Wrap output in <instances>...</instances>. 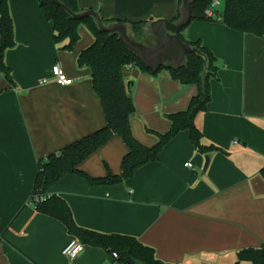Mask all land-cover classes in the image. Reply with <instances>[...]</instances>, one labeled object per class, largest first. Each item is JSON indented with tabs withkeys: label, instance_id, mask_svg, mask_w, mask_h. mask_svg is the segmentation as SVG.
Instances as JSON below:
<instances>
[{
	"label": "crops",
	"instance_id": "0c3cea01",
	"mask_svg": "<svg viewBox=\"0 0 264 264\" xmlns=\"http://www.w3.org/2000/svg\"><path fill=\"white\" fill-rule=\"evenodd\" d=\"M78 3L83 10L100 11L103 19L131 21L173 20L180 9L179 0ZM9 9L16 43L5 53L13 83L0 72V264H119L106 249L91 245L73 260L64 256L62 249L73 235L30 201L39 160L107 123L91 69L78 64L94 35L80 25L81 37L68 50L63 47L67 41L56 43L54 25L38 0H9ZM182 34L200 39L217 57L211 101L195 123L203 142L218 149L199 151L183 130L158 160L137 168L131 178L92 184L68 174L50 192L66 199L78 225L136 236L163 261L236 264L240 249L264 243V35L217 20H191ZM143 41H157L149 27ZM57 63L73 84L53 80L51 68ZM124 71L126 83L133 82L132 132L151 146L158 141L156 131L170 128L167 115L186 109L198 87L174 79L166 68L153 75L130 64ZM127 151L123 139L114 135L80 168L93 177L120 174ZM209 153L211 162L203 173Z\"/></svg>",
	"mask_w": 264,
	"mask_h": 264
},
{
	"label": "trees",
	"instance_id": "16d2710c",
	"mask_svg": "<svg viewBox=\"0 0 264 264\" xmlns=\"http://www.w3.org/2000/svg\"><path fill=\"white\" fill-rule=\"evenodd\" d=\"M38 1L42 12L54 25L56 43L67 41L64 48L71 50L79 41L80 25L85 24L93 33L94 41L80 52L78 64L91 69L93 88L101 98L107 123L96 131L71 142L58 152H52L39 160L30 201H33L37 211L61 220L68 227L69 232L86 245L102 247L111 255L116 252L118 257L114 258V261L119 264H179L159 259L155 249L141 242L136 236L102 233L78 225L66 199L50 192V189L68 174L81 175L92 184H113L131 178L137 168L158 160L164 147L183 130L189 131L191 142L199 151L208 152L211 149H218L203 142V133L195 123L197 113L207 109L211 101L210 80L218 76L216 55L200 39L191 41L183 36L182 31L187 25L178 36L192 47H197L201 53H188L181 66L169 64L158 70H152L139 60L117 34L101 31L92 17L74 18L53 0ZM59 1L74 12L83 10L78 0ZM181 2L182 0H179V8ZM211 2L212 0H194L192 20H217L237 31L264 35V0H224V9L217 17L207 14ZM179 18L180 11L173 21ZM103 20L106 24L116 21L127 23L138 40H143L150 24V20ZM15 43L9 0H0V72L11 83H13L12 71L6 63L5 53ZM130 64L153 75L166 68L174 79L185 84H196L198 87L197 94L192 97L186 109L167 115L170 128L166 132L156 131L158 141L151 146L139 141L131 129V118L136 112V107L127 90L124 71L125 66ZM149 130L155 132L153 129L149 128ZM114 135H119L128 147L122 160V172L109 173L104 177H93L84 172L80 168L81 163ZM260 174L264 178V166L260 169ZM244 261L264 264V243L258 247L240 249L237 252L236 264Z\"/></svg>",
	"mask_w": 264,
	"mask_h": 264
},
{
	"label": "water",
	"instance_id": "95a60500",
	"mask_svg": "<svg viewBox=\"0 0 264 264\" xmlns=\"http://www.w3.org/2000/svg\"><path fill=\"white\" fill-rule=\"evenodd\" d=\"M63 7L74 18L92 17L101 31L117 34L126 46L134 52L139 60L148 68L158 70L163 66L172 64L173 66H181L188 53H198L197 47H192L188 43L182 41L178 33L187 26L192 18V4L194 0H182L180 5V18L178 20L154 19L150 18L149 31L156 38L155 44H147L143 40H138L133 34L129 25L122 21H116L106 24L100 14V11L88 9L80 12H74L59 0H53ZM133 82L127 83V90L131 94V85ZM206 162L203 169L205 173L211 162L212 154H206Z\"/></svg>",
	"mask_w": 264,
	"mask_h": 264
},
{
	"label": "built area",
	"instance_id": "2783aa9c",
	"mask_svg": "<svg viewBox=\"0 0 264 264\" xmlns=\"http://www.w3.org/2000/svg\"><path fill=\"white\" fill-rule=\"evenodd\" d=\"M219 4V0H212L209 8L207 9V14L209 16H218V8L217 5ZM51 73L53 76V80L59 84V85H71L73 84V78H71L65 70L57 63L54 64L51 68ZM186 166L193 167V164L191 162H187ZM36 200H38L36 198ZM33 204V201H31ZM86 244L82 242L78 237L72 236L71 239L65 244V246L62 249V253L67 258L73 260L81 254L85 248ZM113 258H117L118 255L116 252L112 254Z\"/></svg>",
	"mask_w": 264,
	"mask_h": 264
},
{
	"label": "rangeland",
	"instance_id": "374dc122",
	"mask_svg": "<svg viewBox=\"0 0 264 264\" xmlns=\"http://www.w3.org/2000/svg\"><path fill=\"white\" fill-rule=\"evenodd\" d=\"M217 8L220 10L219 12H222L224 9V0H219V4L217 5Z\"/></svg>",
	"mask_w": 264,
	"mask_h": 264
}]
</instances>
